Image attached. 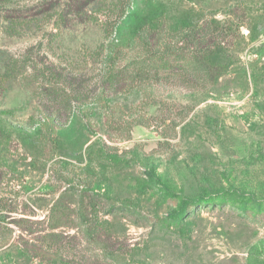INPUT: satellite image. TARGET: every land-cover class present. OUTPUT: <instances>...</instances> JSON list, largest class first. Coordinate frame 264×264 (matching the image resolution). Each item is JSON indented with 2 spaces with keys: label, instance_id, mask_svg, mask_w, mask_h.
Returning a JSON list of instances; mask_svg holds the SVG:
<instances>
[{
  "label": "rangeland",
  "instance_id": "rangeland-1",
  "mask_svg": "<svg viewBox=\"0 0 264 264\" xmlns=\"http://www.w3.org/2000/svg\"><path fill=\"white\" fill-rule=\"evenodd\" d=\"M68 4L0 0V208L28 220L0 264H264V0ZM159 33L228 72L151 79ZM78 187L104 194L94 241Z\"/></svg>",
  "mask_w": 264,
  "mask_h": 264
},
{
  "label": "trees",
  "instance_id": "trees-1",
  "mask_svg": "<svg viewBox=\"0 0 264 264\" xmlns=\"http://www.w3.org/2000/svg\"><path fill=\"white\" fill-rule=\"evenodd\" d=\"M79 1L78 5L68 4L71 8V13L81 12L87 8L95 0H77ZM52 5L41 12L48 11L55 7L57 3H51ZM0 9V13H1ZM40 12V13H41ZM151 15V14H150ZM149 15V16H150ZM156 15H152L144 19L145 22L142 23L141 27L145 25L146 27L150 20H155ZM140 28V27H139ZM135 29L129 31L131 35L136 34ZM155 36V35H154ZM165 33H159L156 37V41L159 46H161L160 51H154L151 53L152 58L159 57L161 62L160 66L157 63L152 64L150 69L147 70L151 79L158 78L168 82L176 81L178 82L181 78H185V81L188 83L192 82V79L198 77L204 83H214L219 80L223 75L228 72L229 67L231 66V61L228 60L223 49H220L218 45L207 44L206 40L203 37L189 36L187 33L182 35H176L175 39L166 38ZM152 37V35H151ZM150 37L151 40H153ZM191 39H197L196 41ZM192 43L194 44V49H188L187 51L183 49L181 42ZM183 43V44H185ZM182 81V80H181ZM180 82V81H179ZM2 119H0L1 121ZM43 127L40 129V133L43 136L47 137L49 140H53L51 132L53 131V125L43 121ZM4 129L1 126L0 122V140L4 137ZM4 174L3 169H0V178ZM6 174V173H5ZM78 199L76 205V217L77 224L81 231L86 232V235L89 236V239L94 241L100 236V227L101 222L97 214V202L103 197V193L96 191L95 189H90L88 187H78ZM5 205L3 204V207ZM2 207V208H3ZM114 208V205H111V209ZM12 211V210H9ZM11 217L10 214H6L0 208V241L5 240L8 236L14 231L13 224L22 226L25 221H28L25 218ZM92 229L96 231L93 232ZM105 251L108 253L107 249ZM109 254V253H108ZM25 256L34 257L35 254L25 253ZM118 258V257H115Z\"/></svg>",
  "mask_w": 264,
  "mask_h": 264
}]
</instances>
